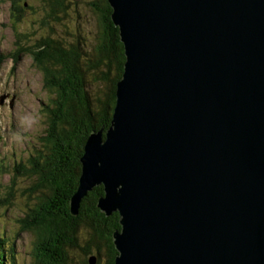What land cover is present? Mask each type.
Wrapping results in <instances>:
<instances>
[{
	"label": "water",
	"instance_id": "95a60500",
	"mask_svg": "<svg viewBox=\"0 0 264 264\" xmlns=\"http://www.w3.org/2000/svg\"><path fill=\"white\" fill-rule=\"evenodd\" d=\"M107 2L125 59L70 213L102 186L114 264H264V0Z\"/></svg>",
	"mask_w": 264,
	"mask_h": 264
},
{
	"label": "trees",
	"instance_id": "16d2710c",
	"mask_svg": "<svg viewBox=\"0 0 264 264\" xmlns=\"http://www.w3.org/2000/svg\"><path fill=\"white\" fill-rule=\"evenodd\" d=\"M78 1L41 0L38 28L45 33L22 45L18 44L16 25L24 16V3L10 0L11 26L19 48L16 53H0V61L11 56L13 63L20 54H29L43 75L45 89L52 94L50 104L43 109L44 132L32 146L28 166L19 165L22 173L17 172L32 178L30 190L37 193L36 207H28L19 225V232L34 235V264H75L69 252L74 248L82 255L80 264H89L87 255L92 251L97 253L95 264H114L117 254L112 233L120 228L118 213L106 215L96 206L103 194L101 185L81 199L76 215L70 213L69 200L78 185L84 142L91 130L110 125L115 86L125 59L107 0L84 1L97 19L91 38L77 29L79 19L67 24L70 4ZM74 13L80 17L75 9ZM11 195L0 198V203H9ZM82 234L84 246L78 242ZM15 255L13 240L0 232V264H14ZM100 256H104L103 261Z\"/></svg>",
	"mask_w": 264,
	"mask_h": 264
},
{
	"label": "rangeland",
	"instance_id": "374dc122",
	"mask_svg": "<svg viewBox=\"0 0 264 264\" xmlns=\"http://www.w3.org/2000/svg\"><path fill=\"white\" fill-rule=\"evenodd\" d=\"M84 1L80 0L76 4L71 2L68 11L70 19L67 24L71 26L79 19L77 29H80L85 37L91 38L97 19ZM21 2L24 3L25 12L22 20L17 22L16 32L20 36L18 44L28 45L34 42L33 39L45 33V29L38 28L43 6L41 0ZM10 6V0H0L2 54L16 53L19 48L11 26ZM74 9L79 13V18L76 17ZM88 80L91 83V79ZM51 96L52 94L44 87L41 71L29 54H20L16 63H13L11 56L0 61V198L8 193L12 194L9 203H0V232H4L9 241L13 240L16 254L14 264H34L35 261L32 255L34 235L31 231L19 232V225L20 220L28 214V207H36L37 193L30 190L32 178L17 172L21 171L19 165L28 166L26 161L32 153V146L44 132L46 114L43 109L50 104ZM83 234L78 238L80 246L85 245ZM78 250L74 248L69 251L75 264L82 261V255ZM87 256L97 258V253L92 251ZM103 257L100 256L101 261Z\"/></svg>",
	"mask_w": 264,
	"mask_h": 264
}]
</instances>
